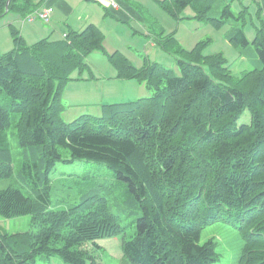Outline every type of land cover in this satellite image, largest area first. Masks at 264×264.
Instances as JSON below:
<instances>
[{"label":"trees","instance_id":"obj_1","mask_svg":"<svg viewBox=\"0 0 264 264\" xmlns=\"http://www.w3.org/2000/svg\"><path fill=\"white\" fill-rule=\"evenodd\" d=\"M172 18L190 7L192 19L216 29L233 21L227 40L252 43L261 65L235 77L221 53L204 54L206 42L184 48L173 34L159 45L176 56L178 72L145 58L134 66L119 51L108 53L104 34L94 24L59 40L27 44L9 25L13 49L0 55V179L13 174L7 129L17 131L21 151L20 188L0 190V215H31L25 232L0 231V264H35L39 255L67 264H101L87 243L121 236L131 264H215L217 242L200 243L201 231L218 222L236 224L242 238L238 264H264V19L250 42L244 31L247 9L234 13L230 3L209 16L220 0H155ZM0 0V17L12 11L23 18L33 0ZM240 22V23H238ZM247 23V22H246ZM104 53L116 78L136 79L150 95L103 106L97 117H60L61 92L73 73L88 67L87 56ZM245 110L249 122L238 124ZM75 159L104 163L127 183V205L139 210L128 237L119 216L98 189L64 209L50 201L51 172L58 162Z\"/></svg>","mask_w":264,"mask_h":264},{"label":"rangeland","instance_id":"obj_2","mask_svg":"<svg viewBox=\"0 0 264 264\" xmlns=\"http://www.w3.org/2000/svg\"><path fill=\"white\" fill-rule=\"evenodd\" d=\"M151 6L157 12L155 18L149 19V23L158 21L156 26L146 25V29L150 34L144 36L147 42L141 45L138 37L132 45L135 50L126 53L131 55L135 53L136 57L132 58L135 65H138V58L142 59L144 55L150 59H155L158 63L166 68L173 69L178 72L175 62L176 56L168 51H165L159 43L157 47L164 51H154L148 45L149 41L154 37H160L167 32H172L177 35L180 44L191 49L197 42H206L202 52L204 54L221 53L227 59L231 73L235 77H241L246 71L252 70L261 65L255 46L250 43L248 46H235L227 40V34L232 29L233 21H228L219 29L214 28L204 20L187 18L192 14V9L186 7L180 12L178 20L166 15L165 20L161 18V9L156 4L150 1ZM230 3L234 13H238L244 6L247 9V23L243 28L246 37L252 42L257 28H262L259 23L258 8L262 6V18L264 19V4L261 0H220L219 5L209 12V16H218L220 7L225 3ZM164 16V15H163ZM184 16V17H183ZM240 23V22H238ZM108 43L117 44L115 32L111 28H105ZM138 35V34H136ZM141 36V35H140ZM142 37V36H141ZM122 47V45L120 46ZM98 56H102L104 61L107 58L100 51H94ZM160 52V53H159ZM139 53V55H138ZM132 57V56H131ZM94 69V68H93ZM103 69V68H102ZM95 70V69H94ZM104 70V69H103ZM100 71L101 77L82 80L83 74L91 73L93 70L88 65L83 72H75L79 80L68 81L62 89L61 101L63 111L60 117L65 122H71L81 115H91L97 117L101 115L103 106L116 103L132 101L150 95V90L144 83L136 79H119L108 78L109 74L104 70ZM96 73V71H95ZM94 73V76L96 74ZM80 77V78H79ZM89 77V76H88ZM93 78V77H91ZM129 81H133L134 85H128ZM73 84V85H72ZM103 93V96L101 94ZM103 97V98H102ZM10 97L4 92L0 93V105L8 107ZM249 113L245 110L239 118L238 124L248 123ZM9 144L13 155V174L10 177L0 179V190L8 187L20 188L26 195L35 197V194L30 189L24 186L19 179V171L21 168V151L17 131L11 125L7 131ZM50 201L54 209H64L71 205L77 204L81 198L88 192L98 189L108 201L111 211L119 216L121 224L125 227L128 237L134 234V222L140 215L139 210L128 206L129 193L127 191V183L118 180L111 169L104 163L75 159L72 162H58L50 175ZM31 215L25 214L18 217L5 218L0 215V231L15 233L25 232L31 228ZM208 239H213L217 242V252L220 255L219 260L215 264H238V259L242 248V238L239 234L236 224L224 221L212 223L201 231L200 243H204ZM100 245L98 249L99 261L102 264H124L123 253L121 249V236L105 237L97 239ZM35 264H67L58 256H50L49 259L45 255H39L35 259ZM131 264V263H127Z\"/></svg>","mask_w":264,"mask_h":264},{"label":"crops","instance_id":"obj_3","mask_svg":"<svg viewBox=\"0 0 264 264\" xmlns=\"http://www.w3.org/2000/svg\"><path fill=\"white\" fill-rule=\"evenodd\" d=\"M150 1H153L156 6L161 9V18L165 20L167 17L166 15L168 14L155 0ZM261 1L264 4V0ZM33 2L38 4L34 10L45 5L51 6L53 8L50 20L48 22H42L40 20L22 21L23 17L17 12L12 11L0 17V55L13 49V41L9 30L10 24L15 25L19 29L22 38L27 44H34L45 38H49V40H59L64 38L70 31L80 32L89 24H94L104 34L103 46L108 53L119 51L124 54L127 59L136 67H141L145 58L149 59L150 61H155V59H150L149 56L144 55L142 59L138 58L140 63L135 65L136 63H134L132 58H135L136 54L131 53V55H128L126 53V51L133 52V50H135L132 45L136 42V37H138L140 40L141 45H144L147 42V38L144 36H146L147 33L150 34V31L145 30L147 28L146 25L149 23V19L155 18L157 15V12L151 6L149 0H119L120 7L114 11H111L103 3L97 0H33ZM192 15L193 12L191 15L186 17L188 18ZM158 23L159 22L156 20L153 23H149L148 25L151 27L156 26ZM107 27L111 28V30L115 32L117 40L116 45L108 43L107 34L105 32V28ZM169 34H173L179 42L177 35L172 32H167L163 36ZM157 35L152 40H148V45L156 52L164 51L163 49L158 48L159 46L157 47V43L159 41ZM121 45L122 47H120ZM95 53L96 52L93 51L86 58L87 64L94 72L93 74L90 73L89 75L88 73L83 74L80 76L81 78H84L82 80H88L86 78H100V71L105 73L104 70L108 72V78L115 79V68L111 65L108 59L106 62L102 56H98ZM94 73L96 76H94ZM72 77L73 79L75 78L74 80H79L78 75L75 73H73ZM126 83H128V85H134L133 83L135 82L129 81ZM101 96H103V93ZM86 246L90 249L91 254L96 258V260L100 262L98 255V249L100 248V245L97 243V240L94 243H87ZM123 263H128L124 256Z\"/></svg>","mask_w":264,"mask_h":264},{"label":"built area","instance_id":"obj_4","mask_svg":"<svg viewBox=\"0 0 264 264\" xmlns=\"http://www.w3.org/2000/svg\"><path fill=\"white\" fill-rule=\"evenodd\" d=\"M97 1L103 3L107 8H109L112 11L117 10L120 7L119 0H97ZM52 11L53 8L51 6L45 5L27 14L23 18V21L40 20L42 22H48L50 20Z\"/></svg>","mask_w":264,"mask_h":264},{"label":"water","instance_id":"obj_5","mask_svg":"<svg viewBox=\"0 0 264 264\" xmlns=\"http://www.w3.org/2000/svg\"><path fill=\"white\" fill-rule=\"evenodd\" d=\"M9 1H10V0H7V3H6V11L8 10V4H9Z\"/></svg>","mask_w":264,"mask_h":264}]
</instances>
